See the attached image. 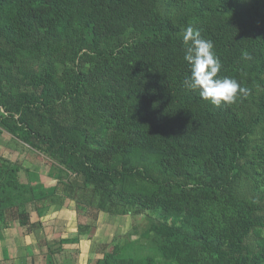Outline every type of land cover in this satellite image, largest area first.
Segmentation results:
<instances>
[{
	"label": "trees",
	"instance_id": "16d2710c",
	"mask_svg": "<svg viewBox=\"0 0 264 264\" xmlns=\"http://www.w3.org/2000/svg\"><path fill=\"white\" fill-rule=\"evenodd\" d=\"M187 26L247 97L216 106L184 86ZM0 136L48 158L56 184L0 155V231L32 233L23 207L69 199L95 223L144 221L95 264H264V0H0ZM94 231L42 259L79 264L65 245Z\"/></svg>",
	"mask_w": 264,
	"mask_h": 264
},
{
	"label": "crops",
	"instance_id": "0c3cea01",
	"mask_svg": "<svg viewBox=\"0 0 264 264\" xmlns=\"http://www.w3.org/2000/svg\"><path fill=\"white\" fill-rule=\"evenodd\" d=\"M0 155L5 159L10 160L11 162L21 165L25 169H28L30 171L29 173L30 181L35 186H44L46 188L55 187L56 185L55 181H53L49 177V172H50L49 167L45 168V172H44L42 169V165H43L42 162L38 159V157L30 154L26 146H24L23 144L13 143L10 140V138H7L5 136L3 137L0 136ZM73 203L74 201L65 200L64 206L60 211L56 212L53 209L48 210L47 212L42 213L43 216L41 218L34 211L33 205H28L23 207L27 213H30L32 215V220L37 222L40 221L42 223V226L40 229L35 230L32 233H29L26 227H21L18 222H13L11 223L9 228L1 230L0 231V261H3L4 254H7L9 260L8 259H7L8 261L6 260V264H10V263L15 264V260L13 259H17V257L19 256V255L17 256V252L22 247H25V249L26 248L30 249L31 247L32 249L31 251H33L34 257H37L38 255H41L43 253H47L48 249L46 247V244L50 245L52 239L55 236H57V238L59 236L60 232L57 231L58 230L57 229L58 227H56L57 223L60 224L61 222L62 232L65 231V233H69L72 237H74V235L72 234L73 231H75V228L79 224H82L84 227L95 226L98 228V226L94 224L98 223L100 219L98 220V222L95 223L94 220L92 219L78 215L76 207L73 206L74 205ZM65 212L68 215V218H70V220L68 219L64 220V218H61L65 214ZM126 219L128 218H121L118 219L117 221L121 222V220H126ZM107 228H110V226ZM126 230L128 231V228H126ZM119 233L123 235L124 231H120ZM87 235L80 238L78 246L75 245V247L77 248L79 247L78 249L82 251L80 255V260L81 259L84 260V258L90 255L89 245H96V244L100 245L110 242L107 239L100 240L99 237L95 235H94L95 241H93L94 239L91 241L88 240ZM111 238H113V236ZM97 247L98 245L96 246L95 249H97ZM39 249L42 251L45 250V252L43 253H40V251L37 252ZM84 249L86 251L85 253L83 251ZM95 249L92 252L93 260H94ZM25 255L28 254H26L25 252Z\"/></svg>",
	"mask_w": 264,
	"mask_h": 264
},
{
	"label": "clouds",
	"instance_id": "9594fccd",
	"mask_svg": "<svg viewBox=\"0 0 264 264\" xmlns=\"http://www.w3.org/2000/svg\"><path fill=\"white\" fill-rule=\"evenodd\" d=\"M182 41L183 60L189 67V74L183 81L187 89L197 91L203 100L216 106L234 104L250 94V90L241 81L231 76L219 75L223 65L215 53L214 42L203 38L198 28H184ZM241 59L251 61L253 57L245 50L241 53Z\"/></svg>",
	"mask_w": 264,
	"mask_h": 264
},
{
	"label": "rangeland",
	"instance_id": "374dc122",
	"mask_svg": "<svg viewBox=\"0 0 264 264\" xmlns=\"http://www.w3.org/2000/svg\"><path fill=\"white\" fill-rule=\"evenodd\" d=\"M35 154V153H34ZM33 154V155H34ZM40 158H42V160L43 161H41L42 162V169H43V171L45 172V168H47V167H49V170H50V166H49V164L47 163V162H50V160L48 159V158H43L42 156H40V155H38ZM72 180H74V179H72ZM67 200H69V199H67ZM74 205L73 206H75L76 207V203L74 202L73 203ZM61 218H64V220H70V218H68V215L66 214V212H65V214L61 217ZM60 222V221H59ZM140 223L141 225L143 224V222L144 221H141V220H138V218L137 219H130V218H128V219H126V220H121V222H119V221H116V223L113 225V226H110V228H107V227H109V226H107V224H106V219H105V216L103 215V216H101L100 217V221L98 222V223H96V225L98 226V228L97 227H95L96 228V230L93 232V234L95 235V236H97V237H99V239L100 240H103V239H107L108 241H111L112 240V236L113 237H115V236H119V235H121L119 232L120 231H124V235L123 236H125V235H127V230H126V228H128L130 231L132 230V228H133V223ZM80 225V226H79ZM76 228H75V231H73V235H74V237H72L69 233H65V231H63L62 232V225H61V222H60V224H56V227H58L57 229V231H59L60 233H59V236H58V238H57V236H55L53 239H52V241L50 242V245H54V244H57V243H59V241H61V240H70V239H78V237H79V235H78V231L77 230H79V228L81 227V226H83L82 224H79ZM60 226V227H59ZM112 227H114V228H112ZM139 229H140V231H142V229H141V226L139 227ZM77 231V232H76ZM72 232V231H71ZM95 236H94V240L93 241H95ZM122 236V235H121ZM81 238V237H80ZM109 238V239H108ZM111 238V239H110ZM132 238H138L137 236H134V237H132ZM78 244L79 243H74L72 246H70L71 244H66L65 246L67 247V248H77V247H75V245H77L78 246ZM97 245H99V244H96V245H89V249H90V255H88L86 258H84V260H80L79 259V264H95L96 263V259H95V257H97V255H96V250L97 249H95L96 248V246ZM79 248V247H78ZM95 249V253H94V260H93V258H92V252H93V250ZM21 250V251H20ZM20 250H18V252H17V259H13V260H15V264H46V261H44L43 259H42V257L44 256V255H46L47 253H43V252H45V250L44 251H42V250H38L37 252H39L40 251V253H43V254H41V255H38L37 257H34L33 256V251H31L32 249H31V247H30V249H28V248H26L25 249V247H22ZM81 253H82V251L80 250V249H78ZM26 252V254H28V255H25V252ZM84 251V253L86 252L85 251V249L83 250ZM145 252V251H144ZM40 253H38V254H40ZM148 254V252L146 253V254H144L143 253V251L140 253V254H138V257L137 258H143L145 255H147ZM90 256V257H89ZM3 257V256H2ZM99 257V256H98ZM8 259V255L7 254H4V259L3 260H7ZM9 260V259H8ZM7 260V261H8ZM18 261H20V262H18ZM18 262V263H17ZM11 264V263H10Z\"/></svg>",
	"mask_w": 264,
	"mask_h": 264
}]
</instances>
